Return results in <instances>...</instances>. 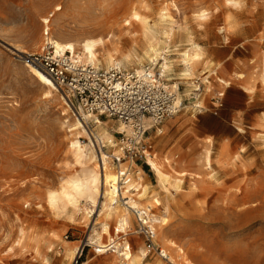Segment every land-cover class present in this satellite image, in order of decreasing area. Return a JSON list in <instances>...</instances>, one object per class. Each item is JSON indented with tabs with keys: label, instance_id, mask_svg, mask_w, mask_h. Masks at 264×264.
<instances>
[{
	"label": "rangeland",
	"instance_id": "1",
	"mask_svg": "<svg viewBox=\"0 0 264 264\" xmlns=\"http://www.w3.org/2000/svg\"><path fill=\"white\" fill-rule=\"evenodd\" d=\"M230 1L234 4L0 0V264H117L115 249L99 254L87 242L93 224L103 222L101 199L91 208L80 200V208L92 210L88 216L47 204L48 194L80 175L82 167L68 147L74 138L68 130L77 116L62 92L49 91L24 63V55L39 53L44 45L42 18L50 20L49 36L63 42L102 38L99 68H106L102 56L108 53L125 70L151 66L160 72L165 62L163 77L169 86L175 85L183 102L176 115L160 124V135L155 129L146 135L151 156L164 173H186L178 191L169 188L165 193L149 166L143 165L144 173L137 178L139 186H147L145 197L136 196L140 207H147L145 200L151 195L161 203L149 209V216L167 220L153 226L152 240L154 249L162 250L167 259L155 251L147 253L140 224L119 203L129 210L130 228L118 238L113 236L115 241L126 242L135 255L144 250L138 264H264V0ZM57 7L61 9L55 11ZM132 8L146 18L148 34L139 26L129 30L118 26ZM163 9L168 18L161 19ZM201 12L206 18L196 20ZM100 27L103 33H94ZM148 35L160 54L156 65L147 57ZM16 47L26 53H17ZM193 47L201 51V60L189 72L183 58ZM98 119L114 142L119 122L105 116ZM88 126L101 133L92 122ZM166 140L176 144L171 155L155 151L158 141ZM80 141L88 144L83 137ZM106 150L107 154L116 149ZM206 151L210 167L204 163ZM108 223L115 234L114 220ZM107 240L105 236L101 242ZM65 242L69 249L78 246L79 253L72 257ZM170 242L176 247H169Z\"/></svg>",
	"mask_w": 264,
	"mask_h": 264
},
{
	"label": "built area",
	"instance_id": "2",
	"mask_svg": "<svg viewBox=\"0 0 264 264\" xmlns=\"http://www.w3.org/2000/svg\"><path fill=\"white\" fill-rule=\"evenodd\" d=\"M23 57L24 62L39 69L62 92L77 118L105 116L123 126V131L115 132L114 142L111 139V142L101 143L97 150L100 153L106 152L107 148L116 149L105 153V159L114 167L118 179L117 190L120 191L116 202L129 208L140 224L147 253L155 251L166 260L167 255L162 250L154 249L153 226L156 223H146L148 218L153 219L149 209L131 207L129 201L137 200L140 192L137 178L144 173L143 165L148 167L147 158L151 156V144L146 137L148 131L155 129V133L160 134V124L183 107L177 89L169 86L151 66L139 72L115 65L99 68L82 62L74 53H56L49 42H44L39 53ZM121 191L126 195L122 196Z\"/></svg>",
	"mask_w": 264,
	"mask_h": 264
},
{
	"label": "bare ground",
	"instance_id": "3",
	"mask_svg": "<svg viewBox=\"0 0 264 264\" xmlns=\"http://www.w3.org/2000/svg\"><path fill=\"white\" fill-rule=\"evenodd\" d=\"M228 4L233 5L234 3L230 0H227ZM61 8H55V11L60 10ZM163 13L161 14V19L168 18V13L166 9H163ZM206 13L201 12L196 14V20L202 21L206 18ZM41 23L44 25L43 38L45 42H49L53 45L56 53H78L79 58L84 63H90L95 66H98L99 59L97 55V50L104 45V40L102 38H86L82 39L80 42H63L59 38H55L53 35L49 36V23L50 20L48 18H42ZM147 21L146 18L139 13V10L132 8L131 11L126 15L119 19L118 26L123 27L124 29H131L136 26H139L141 29L147 33ZM103 33L102 27L100 30H94V33ZM164 37L169 39L170 33L167 31L164 32ZM146 41L148 43V52L147 57L150 59L152 65H156L157 57L160 55L158 53V49L156 44L154 43L153 36L148 35L146 37ZM79 50V51H77ZM15 51L17 53L24 54L26 53L20 47H16ZM129 58V57H128ZM105 67H109L112 65L120 66V61L112 54H105L102 56ZM201 60V51L195 47H193L190 53H186L183 58V62L187 71L190 72L193 64L198 63ZM131 61V60H129ZM25 66L28 68L29 73L42 85L46 86L49 91L58 92V88L50 81L39 69L36 67L26 63ZM168 66L165 62L161 65V71L159 72L162 76H164L165 70H167ZM154 69V67L152 68ZM139 72L143 69L137 68L134 69ZM190 75V74H188ZM238 78H241L242 75H237ZM261 81L264 84V74L261 73ZM218 82L223 85H228L229 83L226 81H222L218 79ZM193 85V84H192ZM194 86V85H193ZM175 89V85L173 87ZM92 122L95 127L99 128L100 134H95L93 130L89 129L88 124ZM102 122L93 115H82V118H74V122L72 126L69 127L68 132L74 136L68 142V147L71 151V154L77 164H79L81 169V174L68 179L63 182L59 191L51 192L47 196V204L52 209L59 208H67L70 207L74 213H79L80 211L84 212L85 216L92 211L87 208H80L79 202L80 200H84L89 207H95L97 204L98 198L102 201L99 203V215L103 216V222L98 224V227H95L96 224H93L90 235L87 239L89 244H93L95 250L99 254L106 253L108 249H115L114 253H116V263L117 264H138L146 255L144 250H139V254L135 255L132 253L129 246H127L126 242L115 241L113 236L118 238V233H126L130 228V213L127 208L120 207L116 205V198L119 194L118 188V179L117 176L111 172V168L108 166L109 163L105 159V152L101 151L100 153L96 149L97 145L100 146L101 143L111 142L112 135L107 133L100 125ZM118 131H123V126L120 124L118 126ZM84 138L87 140L88 144L81 143L80 139ZM88 145V148H87ZM100 159H102V165L100 164ZM175 159V157L173 158ZM172 159V161H173ZM164 162L166 164L170 163V160L165 158ZM175 162V161H173ZM204 163L207 167L211 165L210 153L209 151L205 152L204 155ZM147 165L150 167L151 171L154 173L156 177V182L159 187L163 189L165 193H169V188L178 191L181 183V178L186 176L185 172H177L174 170V174L170 175L164 173L162 170V166L159 162L156 161L155 156H150L147 158ZM141 174V172H140ZM141 177H138L140 179ZM142 189L141 193L138 195L139 198L145 197L147 186L140 185ZM123 196L124 193L121 191ZM147 204L146 208L150 209L152 206L161 205L160 201L153 197L149 196L148 200H145ZM129 205L131 207H140L141 203L139 200H130ZM165 211L167 208L165 207ZM109 220H114L115 225L113 232L115 230V234L111 235L110 225L108 223ZM152 224H161L165 225L167 220L165 218H153L147 219L146 223ZM151 226V225H150ZM107 236L108 243L101 242L102 238ZM65 251L69 252V254L73 257L79 253L80 249L78 246H75L69 249V243L65 242ZM169 247L175 248V244L170 242ZM50 248V247H48ZM178 258H182L183 251L179 248L178 250Z\"/></svg>",
	"mask_w": 264,
	"mask_h": 264
},
{
	"label": "crops",
	"instance_id": "4",
	"mask_svg": "<svg viewBox=\"0 0 264 264\" xmlns=\"http://www.w3.org/2000/svg\"><path fill=\"white\" fill-rule=\"evenodd\" d=\"M242 92L244 91L242 90ZM160 129L162 133V128L160 127ZM160 134L156 133V135H160ZM175 146L176 144H174L172 140L158 141L155 151H157L158 153H163L164 155H171L176 150Z\"/></svg>",
	"mask_w": 264,
	"mask_h": 264
}]
</instances>
